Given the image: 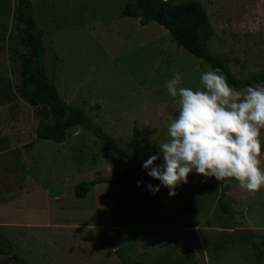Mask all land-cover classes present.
Here are the masks:
<instances>
[{
	"label": "rangeland",
	"instance_id": "374dc122",
	"mask_svg": "<svg viewBox=\"0 0 264 264\" xmlns=\"http://www.w3.org/2000/svg\"><path fill=\"white\" fill-rule=\"evenodd\" d=\"M30 1L45 71L61 98L82 109L121 148L134 129L149 127L133 153L142 163L158 155L156 165L162 164L157 142L166 139L178 116L166 81L179 72L181 86L197 90L200 74L211 69L157 23L143 27L123 17L130 0ZM167 1L203 5L213 31L206 49L236 79L264 70V0ZM15 7L16 0H0V234L20 262L121 264L118 250L141 257L140 264H264V255L255 260L264 249V188L252 195L238 182L231 186L223 197L230 218L218 206L224 185L214 177L208 178L214 191L194 195L176 189L170 197L160 183L134 172L123 185L98 184L85 198L74 196L79 182L120 172L126 161L83 126L67 130L63 143L36 139L44 106L32 108L17 93L18 57L27 49ZM261 139L264 153V131ZM204 179L195 172L188 176L191 185ZM148 184L159 192L153 195ZM160 212L182 217L177 231L163 234L147 224ZM234 231L250 234L248 245ZM0 264L20 263L0 255Z\"/></svg>",
	"mask_w": 264,
	"mask_h": 264
},
{
	"label": "trees",
	"instance_id": "16d2710c",
	"mask_svg": "<svg viewBox=\"0 0 264 264\" xmlns=\"http://www.w3.org/2000/svg\"><path fill=\"white\" fill-rule=\"evenodd\" d=\"M121 15L137 19L143 27L150 22H155L162 26L171 34L172 39L181 48L203 61L211 70L220 68L230 86L234 88L239 89L248 85L264 83V70L248 80L241 81L232 75L225 61L209 53L205 44L212 38L213 31L205 8L198 1L172 5L167 0H130L124 5ZM14 20L22 26L24 44L27 49L26 54L18 57L20 64V86L17 89V93L32 108L44 106L40 111L42 120L37 124L35 129L36 139L63 143L67 138V130L83 126L109 152L114 153L119 159L126 161L125 168L120 172L108 176H98L92 181L79 182L73 189L74 196L77 199H83L87 196L90 189L98 184L110 186L123 185L134 172H139L151 178L143 169V163L133 153L135 142L140 138L148 136L150 128L146 127L143 130L134 129L131 140L124 148L119 147L117 142L101 128L95 127L89 122L87 115L82 109L68 104L61 98L55 85L47 76L44 65L45 52L40 31H38L33 17L30 0H16ZM97 107H91L90 111ZM153 180L161 184L159 180ZM235 183L236 181L233 178L232 183L224 186V190L218 198L219 208L229 218L231 217V213L225 205L223 197L224 193ZM177 190L198 195L206 191H214L215 189L212 186V181L207 178L204 179L201 185H191L188 181L187 184L180 185ZM233 233L239 237V241L242 244L248 245L250 234H238L236 231ZM115 253L121 264H140L141 257L131 259L118 250ZM0 255L12 258L17 263L22 264L9 240L1 234ZM263 255L264 249L262 252H257L255 257L257 263L261 261ZM182 260H185V258ZM176 263L178 264V262Z\"/></svg>",
	"mask_w": 264,
	"mask_h": 264
},
{
	"label": "clouds",
	"instance_id": "9594fccd",
	"mask_svg": "<svg viewBox=\"0 0 264 264\" xmlns=\"http://www.w3.org/2000/svg\"><path fill=\"white\" fill-rule=\"evenodd\" d=\"M181 80L176 72L166 81L167 92L177 100L178 116L168 125L166 139L157 142L163 162L156 165L160 156L152 155L143 169L170 197L193 172L214 177L220 186L234 178L249 194L259 192L264 188V84L234 88L220 68L202 72V88L197 90L181 86ZM147 187L153 195L160 190Z\"/></svg>",
	"mask_w": 264,
	"mask_h": 264
},
{
	"label": "crops",
	"instance_id": "0c3cea01",
	"mask_svg": "<svg viewBox=\"0 0 264 264\" xmlns=\"http://www.w3.org/2000/svg\"><path fill=\"white\" fill-rule=\"evenodd\" d=\"M162 216L155 217L151 219V221H147V224L152 227L156 228L157 231L167 234L172 233L180 226V222L183 220L181 216H177L171 212H160ZM171 213V214H170ZM179 230V228H178Z\"/></svg>",
	"mask_w": 264,
	"mask_h": 264
}]
</instances>
